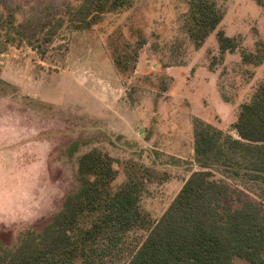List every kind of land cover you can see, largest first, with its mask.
I'll use <instances>...</instances> for the list:
<instances>
[{"label": "rangeland", "instance_id": "1", "mask_svg": "<svg viewBox=\"0 0 264 264\" xmlns=\"http://www.w3.org/2000/svg\"><path fill=\"white\" fill-rule=\"evenodd\" d=\"M82 1L0 0L5 248L52 221L80 186V156L93 149L115 160L114 189L130 173L148 177L141 208L157 220L190 174L201 170L195 124L236 138L232 124L241 105L264 83V61L256 66L242 59V52L264 53V0L262 7L256 0H215L224 17L201 46L184 26L188 0H130L89 30L63 27L52 34L53 19ZM218 30L234 39L235 51L221 52ZM211 172L229 187L233 206L253 200L264 208V183L217 165Z\"/></svg>", "mask_w": 264, "mask_h": 264}, {"label": "trees", "instance_id": "2", "mask_svg": "<svg viewBox=\"0 0 264 264\" xmlns=\"http://www.w3.org/2000/svg\"><path fill=\"white\" fill-rule=\"evenodd\" d=\"M130 0H83L49 31L89 30L105 13L126 8ZM263 6V0H256ZM185 28L196 46L219 27L223 10L215 0H188ZM221 52L235 51L233 38L216 32ZM143 42H139V47ZM264 45V44H262ZM245 63L264 61L262 49L242 52ZM120 68V61L114 60ZM122 71V70H121ZM131 71V70H129ZM236 138L197 122L194 158L201 169L190 174L163 214L151 221L141 208L148 177L130 173L114 189L115 160L93 149L78 160L80 186L39 233L28 232L13 249L0 244V264H264V208L253 200L235 207L225 183L212 168L264 183V83L243 103L232 124ZM147 173V172H146ZM141 231L143 234L137 235Z\"/></svg>", "mask_w": 264, "mask_h": 264}]
</instances>
